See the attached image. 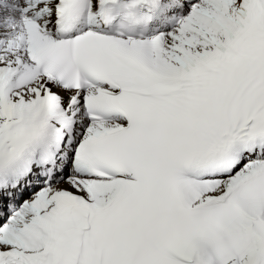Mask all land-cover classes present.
I'll list each match as a JSON object with an SVG mask.
<instances>
[{
  "label": "snow or ice",
  "instance_id": "obj_1",
  "mask_svg": "<svg viewBox=\"0 0 264 264\" xmlns=\"http://www.w3.org/2000/svg\"><path fill=\"white\" fill-rule=\"evenodd\" d=\"M0 264H264V0H0Z\"/></svg>",
  "mask_w": 264,
  "mask_h": 264
}]
</instances>
